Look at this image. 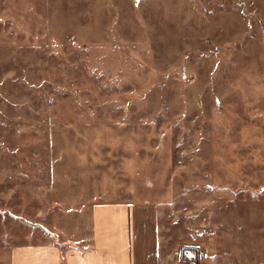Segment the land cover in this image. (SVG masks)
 <instances>
[{
	"label": "rangeland",
	"instance_id": "rangeland-1",
	"mask_svg": "<svg viewBox=\"0 0 264 264\" xmlns=\"http://www.w3.org/2000/svg\"><path fill=\"white\" fill-rule=\"evenodd\" d=\"M263 188L264 0H0V264L126 198L161 264H264Z\"/></svg>",
	"mask_w": 264,
	"mask_h": 264
},
{
	"label": "crops",
	"instance_id": "crops-1",
	"mask_svg": "<svg viewBox=\"0 0 264 264\" xmlns=\"http://www.w3.org/2000/svg\"><path fill=\"white\" fill-rule=\"evenodd\" d=\"M80 211L86 234L69 236L63 243L17 245L10 251V264H161L154 201H101Z\"/></svg>",
	"mask_w": 264,
	"mask_h": 264
},
{
	"label": "water",
	"instance_id": "water-1",
	"mask_svg": "<svg viewBox=\"0 0 264 264\" xmlns=\"http://www.w3.org/2000/svg\"><path fill=\"white\" fill-rule=\"evenodd\" d=\"M136 2L140 1V0H135ZM263 191H264V188H263Z\"/></svg>",
	"mask_w": 264,
	"mask_h": 264
}]
</instances>
